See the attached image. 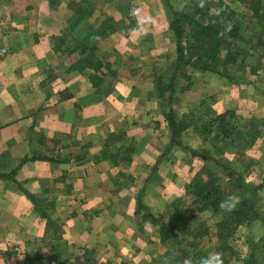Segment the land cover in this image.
Masks as SVG:
<instances>
[{
  "label": "crops",
  "instance_id": "obj_1",
  "mask_svg": "<svg viewBox=\"0 0 264 264\" xmlns=\"http://www.w3.org/2000/svg\"><path fill=\"white\" fill-rule=\"evenodd\" d=\"M160 5L0 0V174L13 172L50 219L0 176V264H169L151 216L164 221L202 161L181 146L167 149L152 71L168 29ZM108 17L112 28L100 38ZM84 56L99 60V70H69ZM209 78L207 95L223 92L226 82L211 86ZM106 147L115 159L98 158ZM33 154L47 159L21 163Z\"/></svg>",
  "mask_w": 264,
  "mask_h": 264
},
{
  "label": "trees",
  "instance_id": "obj_2",
  "mask_svg": "<svg viewBox=\"0 0 264 264\" xmlns=\"http://www.w3.org/2000/svg\"><path fill=\"white\" fill-rule=\"evenodd\" d=\"M193 5L192 11L188 9L179 10L165 1L168 17V34L174 41V60L168 71L164 73L154 74V92L159 98L163 106V114L169 128V145L167 149L173 145L181 146L184 150L189 148L182 143V135L188 129L196 131L198 135L204 136L215 131V137L220 139H231L233 143H241L240 148H245L254 143L258 137L260 130L250 127L245 132V137L238 135V128L235 121H230L228 118H235V113L230 110L225 113L216 114L215 111L207 109L203 115L213 116L211 122H204L200 127L194 124L189 114L183 113L180 118H177L173 109L172 102L174 101L177 79L185 77L190 79V75L184 72L185 66L189 65L196 70L203 72H214L225 77L230 83H235L243 79L245 74L255 75L261 68L260 57L253 59L252 56L259 47L264 46V0H238L244 7V14L250 19L252 26L241 31L240 23H237L236 11L227 3L220 1L219 3L213 0H191ZM187 6H191L190 3ZM111 24L103 23L99 26L98 37H102L108 29H111ZM132 29V26L128 27ZM244 32V33H243ZM91 46H96V41ZM86 67H93L98 71L101 67V62L93 61L89 57H81L69 67V70L83 71ZM234 69H243L241 76L234 78L232 71ZM93 85H97L96 75H91ZM191 80V79H190ZM188 88L183 87L181 89ZM217 135V136H216ZM114 139H109L105 142V146L112 143ZM166 152V151H164ZM116 155L112 153L110 147L101 149L98 158L115 159ZM207 157L205 159L211 158ZM28 159H47L41 155L25 156L21 159V163ZM238 159V158H237ZM114 161V160H113ZM227 175L232 176L236 172L234 168L224 166ZM208 170L205 169V173ZM1 177L14 181L17 187L25 194V196L39 209L40 215L46 219V223L50 224L49 215L38 207L37 197L26 191L20 183L16 182L13 177V172L10 174H0ZM195 177L192 181L185 185L186 195H192L191 203H199L197 209H211L212 212L222 213L221 219L216 223L217 244L216 251L220 253L228 252L233 256L236 252L233 246L228 242L236 233L241 224H248L250 221L260 219V213L254 208V203L251 201L256 196V191L260 187L250 188L241 178L237 179L238 190L235 194L228 197V200L221 199V189L219 184L213 179L205 180ZM231 191H235V186ZM239 199L235 201V197ZM226 201H228L226 203ZM137 206H141L140 195L136 198ZM236 203V205H235ZM177 204L181 208H177ZM225 204V206L223 205ZM171 206L174 208V217H181L186 212L185 201L182 198H176ZM140 210V209H139ZM153 221L159 223L160 242L170 244L171 239L178 240L176 233L168 232V223L162 220ZM186 219V218H185ZM189 219L180 223L175 229L181 232L188 231L190 227ZM175 226V225H174ZM191 232V230H189ZM258 243V242H257ZM257 244H254L256 246ZM258 249H264V238L261 239ZM190 252L183 250L181 254L173 256L174 263H183L188 258ZM191 263L202 264L206 259L208 264H212L211 256L208 251L201 249H193L189 256ZM236 261L240 259L245 264H257L256 256L251 253L246 259L235 256ZM229 262L230 259H227ZM260 264H264V260Z\"/></svg>",
  "mask_w": 264,
  "mask_h": 264
},
{
  "label": "rangeland",
  "instance_id": "obj_3",
  "mask_svg": "<svg viewBox=\"0 0 264 264\" xmlns=\"http://www.w3.org/2000/svg\"><path fill=\"white\" fill-rule=\"evenodd\" d=\"M165 1L172 4L175 9H188L192 11L191 7L193 2L191 0H158L161 4V10L158 8L159 17L162 18L163 22L166 21L168 23ZM213 1L217 3L220 1L225 2L236 11L235 20L237 23H240L241 31L246 30L247 23L249 28L252 26V24L249 23L250 19L244 14V7L238 0ZM189 3L191 6H187ZM165 16L166 20H164ZM111 19L112 18L108 17L104 24H110ZM166 32H168V29ZM78 39L80 40V38ZM73 40L76 41L75 38ZM157 46L160 48L162 47V52L153 55L157 57V64L152 68L155 74L168 71L175 56L174 41L168 33L166 36L164 34L160 37V40L157 41ZM258 57H260L261 62V68L258 73L255 75L246 73L242 80L239 79L240 81L235 83H230L225 77L214 72H204V74L196 75V69L193 67L189 65L183 67L184 72L190 75L191 80L183 76L177 79L176 92L172 106L177 118H180L183 113L186 115L189 114L197 127H200L204 122H211L213 116L211 114L209 116H204L203 113L207 109L216 112L213 108V104H216L218 108H221V106L223 108L220 113L216 112V114L225 113L230 110L235 113L236 117L232 119L228 118V120L235 121L238 128L237 137L238 135L245 137V132L250 127H255L260 130L254 143L243 149L240 148L241 143H233L229 138L220 139L215 137V128L212 134L204 136H200L196 131L188 129L182 136V140L185 142L196 141V144H199L200 139L202 142L201 146L197 148H191L189 144L185 145L189 150H192L191 154L198 155V157H201L202 161L190 181L195 177L205 180L213 179L214 182L222 187L220 198L225 200H228V197L235 194L238 190V178H241L250 188L260 186L256 191V196L252 198L251 201L254 203V208L260 213V219L258 220L262 222L252 220L248 224H241L234 236L228 241L233 246L236 253L233 256L228 252L222 254L216 251L218 231L216 223L221 219L222 213H214L211 209L199 211L197 209L199 203H191L192 195H186L184 197L186 212L181 217L177 216V214L176 217H174L173 207H169L168 213L163 216L164 222L168 223V232L172 231V233L174 232L176 236H178V240H176L175 237V239H171L170 244L168 243L171 254L167 262L169 264H179L177 262L174 263V254L179 255L183 250H187L190 252V256L194 248L208 251L211 256L212 264H214V262L215 264H245L241 259L236 261L234 259L235 256L246 259L251 253H254V256H256L257 264H260L261 261L264 260V249H258L261 239L264 238V159L256 160L258 165L251 159L252 156L261 157V154L264 155V46L259 47L252 56L254 60ZM197 71L202 72L199 70ZM242 72H244L243 69H234L232 71L234 78H236V74L237 76H241ZM206 77H210L211 86H217L218 77L222 78L224 82H226V87L222 89L223 92L219 90L211 95H207L205 87L201 85L207 82ZM195 79L198 80L196 81ZM183 87L188 88L181 89ZM219 93L222 95L220 96ZM248 94H250V96H248ZM238 99H240V102L236 101ZM221 100L222 102L220 103L219 101ZM197 137L199 139H197ZM249 155L250 157H248ZM210 156L212 157L205 159ZM224 166L234 168L236 172H233L232 176H228V171H226ZM205 169L208 170L207 173H205ZM229 182L235 186V191H231L233 187ZM239 192L238 190V194ZM239 196L240 195H238V197L236 196L234 200L237 201ZM227 202L228 201H226V203ZM223 205L225 206V204ZM176 207L178 209L181 208L178 204ZM187 219H189L190 222V227L187 232L183 230L179 232L175 229L176 226L180 225V223L183 224ZM189 230H191V232H189ZM254 244L257 245L254 246ZM189 256L188 259L185 260H187L188 264H195L191 263ZM227 259L231 261L229 262ZM185 262L186 261L180 264H185ZM163 263L165 264L166 261Z\"/></svg>",
  "mask_w": 264,
  "mask_h": 264
},
{
  "label": "clouds",
  "instance_id": "obj_4",
  "mask_svg": "<svg viewBox=\"0 0 264 264\" xmlns=\"http://www.w3.org/2000/svg\"><path fill=\"white\" fill-rule=\"evenodd\" d=\"M185 264H188V262L186 261ZM202 264H208L207 260L205 259V260L202 262ZM214 264H215V262H214Z\"/></svg>",
  "mask_w": 264,
  "mask_h": 264
}]
</instances>
